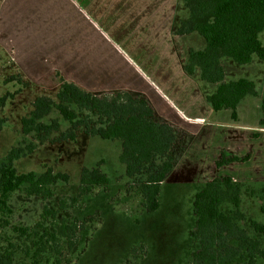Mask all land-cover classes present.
Here are the masks:
<instances>
[{"label": "trees", "instance_id": "1", "mask_svg": "<svg viewBox=\"0 0 264 264\" xmlns=\"http://www.w3.org/2000/svg\"><path fill=\"white\" fill-rule=\"evenodd\" d=\"M183 6L189 15L179 21L174 35L197 34L206 44L202 50H188L183 71L189 77L199 71L202 82L215 85L216 91L205 96L206 103L214 112L231 111L232 120L237 121L240 104L247 98L259 97V92L252 80L226 81L223 61L229 58L244 66L252 63L256 56L264 62V46L259 38L264 32V0H184ZM58 78L56 100L38 97L32 110L21 119L22 135L33 142L26 147L12 148L0 165V239L3 242L0 264L15 263L17 254L24 250L18 243L21 241L29 244L26 249L33 253L32 264H62L57 256L60 254L58 243L63 240L71 248L75 245L71 241L77 232L76 223L60 220L49 209L43 211L33 227H13L11 233L21 240L6 234L12 226L11 201L15 194L47 199L53 197L52 189L56 185L70 181L68 175L55 173L52 168L40 175L18 172L16 162L33 154L37 146L76 144L80 135L85 139L120 141L119 159L126 176L140 189L146 212L153 214L161 207L162 186L193 143L191 134L163 119L142 93H92ZM10 96L7 94L0 99V107ZM261 109L264 113V99ZM54 112L69 125L68 129L62 131L59 119L46 122ZM5 123L0 119V132ZM259 124L264 128V119ZM250 159V154L237 157L222 150L216 168ZM101 164L81 171L79 195L110 185ZM243 189L244 185L231 177L217 176L198 190L193 202L196 224L191 237L199 248L191 255L192 264H264V223L251 220L244 224L247 220L241 212ZM261 194L264 195V185ZM226 206L232 209L226 210ZM261 213L264 215V206ZM48 250L55 252L50 258L46 256Z\"/></svg>", "mask_w": 264, "mask_h": 264}, {"label": "rangeland", "instance_id": "2", "mask_svg": "<svg viewBox=\"0 0 264 264\" xmlns=\"http://www.w3.org/2000/svg\"><path fill=\"white\" fill-rule=\"evenodd\" d=\"M128 2L129 0H125L123 5H119L120 8L117 6L120 12L118 17L129 19L126 16L132 5ZM58 6V11L48 18V23L40 27V31L49 28L52 30L50 35L42 34L41 43L46 44L53 40L52 50L63 56L79 51L84 53L87 45L88 51L90 49L102 52L101 61L112 64L108 72L109 79H112L114 73L121 71L123 72L119 75V81L126 83L136 78L126 68L125 58H121L117 52L122 54L127 47L113 36L115 31L109 33L111 37L105 45L100 39L91 37L90 26L85 20L91 19L90 16H85L83 12L76 14L70 5ZM49 9L51 7L48 5L44 12ZM132 12L135 13L136 9L132 8ZM186 13L189 15V12ZM2 16L4 22L5 14ZM38 18L44 16L38 15ZM101 24L102 27L104 23ZM121 26L122 24L117 27L116 32ZM259 38L264 46V32ZM116 45L120 49H116ZM205 46L204 39L197 34H192L185 42L178 43L182 58L186 57L185 54L190 48L202 50ZM223 63L226 81L243 78L256 83L259 98L249 99L255 105L259 104V110L254 108L255 111L262 110L264 62L254 56L252 63L244 66L229 58L224 59ZM52 76L54 78L45 84L28 82L21 77L9 49H5L0 43V99L7 94L11 95L4 106L0 107V119L6 121L0 132V165L12 148L26 147L31 143L30 137L22 135L21 119L32 110V104L38 97L47 96L56 100L60 80L58 73ZM197 76H200L199 71ZM199 82L200 90L210 93L216 91L215 85L201 80ZM247 118L248 114L240 123H235L230 112H222L218 116L219 133L214 135L206 131L212 127V121L204 124L202 132V127L195 130L199 128V123L186 124L187 129L192 128L197 135L193 137V144L190 145L185 160L182 162L184 156L179 161V166L192 165L189 168H195L182 172L180 176L175 175L162 186L161 207L153 214L146 212L140 189L126 176L125 167L119 159L122 152L120 141L85 139L80 135L76 144L47 143L37 146L33 154L16 162L18 172H36L40 175L52 168L55 173L68 175L70 181L56 185L52 189L53 197L47 199L29 198L23 193L15 194L11 201L14 209L10 220L12 226L6 234L19 240V237L11 233L13 227H33L40 220L43 211L49 209L60 220L66 219L77 225L76 235L71 241L75 244L74 248L63 240L58 243L60 254L57 256L62 264H192L191 255L199 248L198 243L191 237L196 224L193 202L201 186L215 176H229L244 185L241 204V212L247 220L244 224L251 220L264 223V215L261 213V207L264 206V195L261 194L264 185V133L261 131L264 129L259 122ZM51 119L60 120L62 131L69 128L56 112L46 122ZM221 148H226L223 150L237 157L250 154L251 159L245 163H233L217 169L214 160L219 159ZM99 163H102L100 168L109 177L110 185L79 195L81 171L84 168H94ZM200 169L201 171H197ZM225 209L231 210L232 206H226ZM18 243L23 245L24 250L17 254L14 264H32L33 253L26 249L28 243ZM2 244L0 239V245ZM25 251L28 252L27 255ZM48 251L46 256L50 258L55 252ZM44 261L45 258L43 263Z\"/></svg>", "mask_w": 264, "mask_h": 264}, {"label": "crops", "instance_id": "3", "mask_svg": "<svg viewBox=\"0 0 264 264\" xmlns=\"http://www.w3.org/2000/svg\"><path fill=\"white\" fill-rule=\"evenodd\" d=\"M124 2L125 0H1L0 43L5 49H9L21 77L32 84H45L54 78L53 74L58 73L63 79L92 93H142L150 99L163 119L193 137L201 127L202 132L204 124L210 121L212 127L206 131L212 135L219 133L218 116L222 112L231 111H212L205 101V96L213 93L200 90V76L189 77L182 68L187 60L188 50L186 49V57L182 58L178 43L185 42L191 35L175 36L174 30L181 19L188 17L183 1L129 0L128 4L132 5L126 16L129 19L118 17L120 12L117 6L123 5ZM48 5L51 9L44 12ZM58 5H70L76 14L83 12L85 16H90L91 19L85 20L90 26L91 37L100 39L105 45L111 37L109 33L115 31L113 36L127 47L122 54L117 52L121 58H125L126 68L136 78L126 83L119 81V75L123 72L121 71L114 73L112 79H109L108 72L112 64L101 61L102 52L90 49L88 51L87 45L84 53L79 51L63 56L52 50L53 40L46 44L41 43L42 34L50 35L52 30L49 28L40 31V27L45 26L48 18L58 11ZM132 8L136 9L135 13ZM2 14H5L4 22ZM134 14L136 16H133ZM38 15L44 18H38ZM101 23H104L102 27ZM121 24V29L116 32ZM31 35H34V38H31ZM116 49L120 47L116 45ZM259 107V104L255 105L249 98L245 99L238 108V119L235 123H240L247 114V119L260 123L264 119V113L262 110L255 111L259 110ZM187 123H199L200 126L196 131L191 130L192 128L188 130ZM261 133H264V130ZM188 153L187 151L185 157L183 156L182 162ZM179 163L167 182L175 175L180 176L182 172L195 168L194 166L190 169L189 166L192 165L179 166Z\"/></svg>", "mask_w": 264, "mask_h": 264}]
</instances>
